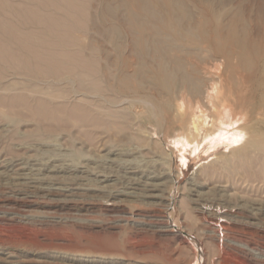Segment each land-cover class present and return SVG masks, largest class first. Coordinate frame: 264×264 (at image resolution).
Here are the masks:
<instances>
[{"label": "rangeland", "instance_id": "1", "mask_svg": "<svg viewBox=\"0 0 264 264\" xmlns=\"http://www.w3.org/2000/svg\"><path fill=\"white\" fill-rule=\"evenodd\" d=\"M240 2L257 38L264 0ZM98 3L0 0V264H264V43L255 73L213 65L247 93L232 139L160 132L165 97L106 87Z\"/></svg>", "mask_w": 264, "mask_h": 264}, {"label": "bare ground", "instance_id": "2", "mask_svg": "<svg viewBox=\"0 0 264 264\" xmlns=\"http://www.w3.org/2000/svg\"><path fill=\"white\" fill-rule=\"evenodd\" d=\"M151 1L104 0L105 4L98 3L101 4L102 22H98L99 19L91 22L95 36H91L89 42L92 44L90 47L101 53V67L97 66L101 68L107 89L134 95L149 89L155 98L165 97L158 103L150 98L154 111L146 116L155 122L160 132L164 130L162 127H170L174 123L179 124L184 133L188 130L194 132H189L188 138L201 135V141H205L229 137L225 127L230 125L227 115L231 113L233 124L241 120L233 111L244 108L247 93L245 87L238 88V83L235 84L238 87L232 85L235 81L233 83L231 75L224 82V78L215 73L217 69L213 70V65L224 63L229 69L233 61L241 69L255 73L256 59L261 61L256 54H260L263 47L264 26L257 38L252 36L254 33L251 34L247 27L240 0H157L166 5V15H161ZM235 2L238 9L232 10ZM99 39H103L102 44L98 43ZM209 50L213 52L211 55L207 54ZM216 75H219L218 79ZM185 99L187 104L189 100L192 102L184 107ZM261 103L264 104V101ZM216 104L220 105V124L215 118L204 125L198 124L202 119L200 113ZM133 105H136L135 100ZM201 122H204L203 119ZM201 126H204L202 134ZM220 132L223 134L220 135ZM165 134L166 138L170 137L167 129ZM235 134L234 143L242 137L240 133ZM229 138L232 139L231 136Z\"/></svg>", "mask_w": 264, "mask_h": 264}]
</instances>
